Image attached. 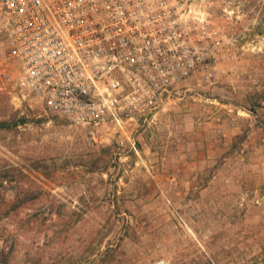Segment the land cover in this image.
I'll list each match as a JSON object with an SVG mask.
<instances>
[{
	"label": "rangeland",
	"instance_id": "rangeland-1",
	"mask_svg": "<svg viewBox=\"0 0 264 264\" xmlns=\"http://www.w3.org/2000/svg\"><path fill=\"white\" fill-rule=\"evenodd\" d=\"M183 1L217 30V68L143 134L151 150L0 94V122L26 120L0 130V168L44 191L0 219L7 264H105L119 241L110 264H264V0ZM201 141L207 160L184 163Z\"/></svg>",
	"mask_w": 264,
	"mask_h": 264
},
{
	"label": "built area",
	"instance_id": "built-area-1",
	"mask_svg": "<svg viewBox=\"0 0 264 264\" xmlns=\"http://www.w3.org/2000/svg\"><path fill=\"white\" fill-rule=\"evenodd\" d=\"M183 0H0V94L88 126L118 150L212 81L216 29ZM158 264V263H157Z\"/></svg>",
	"mask_w": 264,
	"mask_h": 264
},
{
	"label": "trees",
	"instance_id": "trees-1",
	"mask_svg": "<svg viewBox=\"0 0 264 264\" xmlns=\"http://www.w3.org/2000/svg\"><path fill=\"white\" fill-rule=\"evenodd\" d=\"M25 119H19L13 123L2 121L0 122L1 129H13L18 127L20 124H25ZM25 176L24 172L21 170H16L10 172L6 168H0V191L11 190L13 194L11 198L2 196L0 194V219L7 218L10 214H18L17 211L20 210L24 205L28 203H36L42 201L44 198V191L42 187L33 179L28 182L23 180ZM29 185V187L27 186ZM4 215V216H2ZM22 224V223H21ZM22 227V226H19ZM5 227L0 228V238L3 242H8L10 237H4ZM120 241L115 246H108L104 251H101L99 255L102 257V261L105 264H110L118 256V251L120 249ZM14 246H2L0 249V257L2 259L1 264H7L10 256L13 253Z\"/></svg>",
	"mask_w": 264,
	"mask_h": 264
},
{
	"label": "crops",
	"instance_id": "crops-1",
	"mask_svg": "<svg viewBox=\"0 0 264 264\" xmlns=\"http://www.w3.org/2000/svg\"><path fill=\"white\" fill-rule=\"evenodd\" d=\"M139 137H140L141 150H151L153 148L152 145H147L146 141L143 139V135ZM204 143H205L204 141H201V143H199V146L195 147L194 149H190V148L185 149L183 151L184 156H185L184 163H202L206 161L207 158L209 157V154H207L204 158L201 157V152H202V148L204 147ZM194 144H197V142ZM142 161H143L142 163H151V162H148L146 159ZM155 163H158V162H155Z\"/></svg>",
	"mask_w": 264,
	"mask_h": 264
},
{
	"label": "bare ground",
	"instance_id": "bare-ground-1",
	"mask_svg": "<svg viewBox=\"0 0 264 264\" xmlns=\"http://www.w3.org/2000/svg\"><path fill=\"white\" fill-rule=\"evenodd\" d=\"M158 264H165L164 262H159Z\"/></svg>",
	"mask_w": 264,
	"mask_h": 264
}]
</instances>
